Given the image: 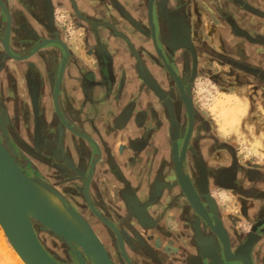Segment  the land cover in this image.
I'll list each match as a JSON object with an SVG mask.
<instances>
[{"label": "flooded vegetation", "instance_id": "1", "mask_svg": "<svg viewBox=\"0 0 264 264\" xmlns=\"http://www.w3.org/2000/svg\"><path fill=\"white\" fill-rule=\"evenodd\" d=\"M14 1L20 9L28 10L34 20L42 21L41 9L44 8L47 21L57 27V31L50 36L33 33L37 30L25 19L27 29L21 33V38L27 40L30 49L44 40L59 39L67 47L69 55L73 54L81 64L92 69L93 63L98 60L109 92L115 91L114 82L118 81V90L112 98L118 100L122 107V121L127 129L125 141L128 140L132 147L129 162L122 163L116 159L107 161V175L102 176V188L97 190L99 200L119 203L117 211L110 210V213H115V218L110 217L108 211L105 212L96 201L93 191V181L102 168L95 166L93 169V162H89L88 157L82 156L77 150V144L87 142L89 137L98 140L95 133H90L86 128H81L80 132L85 133V137L73 133L54 110V122L48 121L47 116L43 115V94L47 92L52 95L49 87L56 84L58 72L54 71L55 68L51 73L46 69L43 72L33 69L32 82L29 72L16 77L12 70L17 67L8 68L7 60L11 58L2 53L0 82L5 77L8 88L6 97L0 98V140L9 146L6 147L10 152L13 151L11 155L22 172L26 176L40 177L56 184L64 190L69 203L79 206V201L90 221L98 222L112 234L108 232L114 243L109 247L103 241V245L114 264H223V248L202 217L189 208L186 197L182 195L179 203L173 200L171 204L172 196L167 195L168 192L164 202H169V208H174L178 215L191 217L197 233L186 230L179 216L177 219L163 218L162 223H153L152 228H146L140 222L141 219L139 223H132L130 218H126V207L121 204L119 192L109 179L115 180L117 176L125 183V187L137 186L141 188L142 194L153 195L156 192L154 184L160 181L159 178L164 187L175 182L174 166L178 164L187 170L186 180L195 196L204 205L208 200L214 206H220L216 192L223 191L221 174L231 169L234 175L235 166L241 165L237 163L239 157L236 147H230L231 150L222 143L198 105L194 90L201 77H210L218 82L224 78V74H230L239 83L250 79L254 87L259 81L264 84V62L259 63L256 59L239 60L235 55L243 52V45L248 43L257 47L255 58L264 57V27L261 28L264 24V0H233L232 20L211 12L207 5L214 0H172L174 8H168L169 12L163 14L156 24L155 39H152V27L150 23L147 24V16L143 21L139 10L136 14L127 10L122 0H87L88 13L81 0H7L5 5L9 7L13 21ZM59 9L67 14L65 20L70 27L63 23V19L57 20L56 12ZM127 14L133 19H128ZM101 29L107 31L102 33ZM37 35L39 40L35 41ZM109 39L124 48L121 70L112 67L114 53L110 50ZM143 42L147 44L141 45ZM27 51L25 54L29 53ZM63 57L61 54L60 66ZM162 58L170 65V70ZM226 64H229L228 68ZM70 65L77 68L78 76H64V80L68 78L72 81L70 84L66 82L68 87L73 84L77 93L79 82L91 89L99 87V81L79 72L78 63L71 62L70 57L65 74L71 69ZM103 66L107 70L104 71ZM213 67L220 68L214 71ZM218 83H222L224 88L231 84L226 81ZM39 93L42 97L37 96ZM65 93L69 101H75V95L72 96L67 89ZM109 97L104 96L106 100ZM72 115H68L65 120L69 125L74 123L81 127ZM68 148L76 152L69 154ZM81 157L82 161L79 160ZM127 169L137 172L140 183L135 185L128 182L125 177ZM138 199L141 197L136 199L137 202ZM152 210L157 216L158 206L153 205ZM152 220L153 217L148 219L149 222ZM126 221L135 228L132 234L137 243L129 234L125 235L122 224H126ZM95 231L98 233L97 229ZM51 236L57 240V237ZM227 242L231 257L243 254L244 243L234 244L228 239ZM257 250L252 256L253 263L264 264V246L261 245ZM69 251L73 264H78L73 256L75 251ZM149 252L151 258L147 257Z\"/></svg>", "mask_w": 264, "mask_h": 264}, {"label": "water", "instance_id": "2", "mask_svg": "<svg viewBox=\"0 0 264 264\" xmlns=\"http://www.w3.org/2000/svg\"><path fill=\"white\" fill-rule=\"evenodd\" d=\"M5 3H7V0H0V10L3 14V16L0 14V29L3 28V39L0 44L4 54L15 61L24 62V65L21 67L28 68L29 74H32L34 64L38 58L46 54H51L53 56L52 61H50V63L46 66L47 72L51 73L53 68H55V72H58L56 84L53 87L51 85L49 87L52 92L51 103L58 118H60L73 133L85 137V133H80L82 132L81 127H77L74 123H72V125L68 124L65 120L68 115H72L73 113L75 120L80 123L83 120L90 119L89 111L90 107L93 105L97 109H106L109 112L113 109V111L109 113L110 118L114 117L115 119L110 122L111 136L114 138V141L117 140V142H119L121 140L125 142L127 148L124 150H121L120 148L115 149L116 144L110 143L105 146L97 131H94L96 132L98 140L91 139L89 137L87 138V142H82L80 143L81 145L77 144V150L79 153L84 157H88L89 162H93V169L95 166L97 168H103L104 166L107 167V161L109 162V160L112 159H116L122 163L129 162V153H132V147L129 146L128 140L125 141L127 129L124 127L125 123L122 121V107L119 106L118 100L116 101L112 98L113 94L116 93V89L119 87L118 81L117 83H115L116 81L114 82V86L116 88L115 91L109 92L106 79L101 74V64L98 60H95L92 69L86 64H81L80 61L75 60V56L73 54H71V56L69 55L67 47L59 39L55 41L44 40L30 49V45L26 44L27 40L25 38H21V33L24 31L23 25H19L21 21L28 19L26 13L28 10H23V12L22 9H20L17 17L13 14V21V19H11L9 7H7ZM234 5L233 0H214L207 6L211 12H217L221 14L223 18L232 20L234 18L232 13ZM172 7L174 8L172 0H138V6H136L139 10L138 14L141 16L143 21L146 20L147 16V24L150 23L152 27V39H155L156 37V24L159 23V18L162 17L163 14L166 15L169 12L167 9ZM110 9L112 10L111 6ZM41 13H43L42 21L48 27V33H46V35L50 36L57 31V27L53 23H49L47 21V13L44 8L41 9ZM4 18L6 19V27L2 24ZM127 18L130 20L133 19L129 14H127ZM24 25V27L27 28L26 23H24ZM105 31L107 30L101 29L102 33H105ZM110 31L113 33V29L110 28ZM190 31H192V28L188 31V39ZM37 32L38 31H35L33 33ZM36 37L38 39L35 41H38L39 36L37 35ZM52 46H55V48H52ZM27 49V52L29 53L25 54ZM13 52L21 55H15ZM61 54L64 55V57L60 66L59 62ZM69 57L71 58V62L78 63V66L80 67L78 68L79 72L81 71V73L91 76L99 81V83H97L99 87H92V89L79 82L77 87L79 86L78 91H81L82 94L81 99L78 101L75 99L74 102L77 103L76 105H73L69 101L68 96L65 93L68 82L70 84L72 81L68 80V78L64 80V76L68 75L73 78L78 76L77 68L73 65H70L71 69L68 70L67 74H65V71H67L66 67ZM164 63L166 64L167 69L170 70V65L167 64V61L164 60ZM102 69L104 71L107 70L106 66H103ZM119 78L121 80L123 79L121 74H119ZM102 92L103 94H101ZM109 95L110 97L106 100L104 96L108 97ZM50 96L51 93H49V99ZM35 99L37 101V96H35ZM113 100L117 104L113 102ZM65 109L66 111H64ZM105 123H107V121ZM181 157L182 156H179V158ZM235 167V174L232 175L233 171H231V169H226L225 172L221 174L220 182L223 184L222 188L227 191H231L232 196L235 198L239 209L238 214L236 215L232 213H225V208L217 205L214 206L208 200H206L204 205L200 199L195 196L191 185L186 180L187 170L178 164H175L174 166L175 182L173 184L164 187L161 178H159L160 181L154 184L156 192L153 195H144L141 199H138V202L136 199L140 198L139 193L141 192V188H138L137 186L127 188L125 187V183L119 180L115 175L114 176L117 178V181H115L116 178L115 180L109 179V181L113 183V186H115L116 190L119 192V197L122 201L121 204L126 207V218H130L132 223L133 221L134 223H139V219H141L140 222L146 228H150L153 223L154 225L159 224L161 217L165 218L168 214V210L170 209V203L164 202L165 194L169 192L167 195L172 196V200L170 201L171 204L173 203V200L174 203H179V200L183 195L187 199L189 208L193 211V213L202 217L205 223H207L211 233L216 237L219 246L223 248V261L225 263L254 264L252 257L253 253L261 246V243L264 240V174L258 168H255L256 170L251 169L250 171H247L245 168H242V166L239 167L236 165ZM244 181H246V183H244ZM29 186L30 185L26 175L15 162L11 152L0 140V226L3 229L10 245L25 264H62L58 261L59 259L56 258V255L49 250L45 243L39 238L33 226L32 220H24L21 217L19 218L13 212L12 202L10 201L9 196L10 191L17 189L18 187H22V194L25 197L31 194ZM153 205L158 206L156 217L157 221L155 222L152 220V222H149L148 219L151 218L148 215V210L153 207ZM176 206H179V204H176ZM34 219L36 220V224H41L42 226L44 225L47 230L57 236H60L65 240H73L75 244L79 245L83 249H93L98 256V259L103 264H114L103 243L96 236L91 226H87L90 239H86L80 234L66 229L58 223H53L49 220L43 219L42 217H36ZM180 220L186 230H190L194 234L197 233V229H195L192 221L193 219L191 217L187 215L180 216ZM214 223L215 225H213ZM244 223H247L250 226L248 231H244L241 228ZM236 238L238 239L236 240ZM227 239L234 244L244 243L245 249L240 257H231V252L227 246ZM73 256L77 260L78 264H87L80 252H74Z\"/></svg>", "mask_w": 264, "mask_h": 264}, {"label": "rangeland", "instance_id": "3", "mask_svg": "<svg viewBox=\"0 0 264 264\" xmlns=\"http://www.w3.org/2000/svg\"><path fill=\"white\" fill-rule=\"evenodd\" d=\"M60 10L61 9H59V11L56 12L57 20L63 19V23L67 27H70L69 22L65 20L67 14L64 11L62 12ZM0 14H2L1 10H0ZM1 16H3V14ZM24 23H25L24 21H21L19 24L20 26L23 25L24 28L23 32H25V30L27 29L26 27H24L25 26ZM2 24L4 25V27H6L5 18L3 19ZM263 27L264 24L262 25L261 28ZM2 29H0V42L3 34ZM69 36L70 35L68 34V38ZM64 39L65 40L67 39V35L65 36ZM70 42L72 41L70 40ZM52 48H55V46H52ZM2 53L4 54L0 44V54ZM18 55L21 54L18 53ZM7 63H8L7 64L8 68L17 67L12 70V73L16 77L22 76L25 70L22 67L18 68V66L24 65V62H18L13 59H8ZM226 67L228 68L229 64L228 65L226 64ZM219 68L220 67H213L212 69L216 71ZM33 73L34 72H32V74L31 73L28 74L29 80H31V82L32 79H34ZM5 74L6 73H4L3 76H5ZM162 75L164 76V74ZM11 78H13V76ZM25 78L24 81L26 82ZM4 79L5 77L3 78V80ZM222 79L219 80L218 82L220 81L229 82L231 83L229 84V87L224 88L221 85L222 83L215 82L210 77H201L200 79H198L194 90L196 101L200 106V108L202 109L204 115L210 120L211 124L214 126L216 133L220 136V139L223 141L222 143H224V145L231 150L232 148L230 147L232 146L236 147L235 149L239 157V161L237 163H239L242 166V168H245V170L247 171L258 168L264 174V84L261 81H259L256 82V86L254 87L250 83V79L242 80L239 83L237 80L232 78L230 74H224V78ZM232 83L234 84L232 85ZM7 88L8 85L3 89L2 84L0 82V98L6 97L5 95L7 92ZM43 91L45 92L46 89H44ZM37 96L42 97V94L40 95L39 93ZM51 98L52 95L50 96V103L52 102ZM42 104H44L43 100H42ZM52 110H53V106H52ZM42 112L43 115L46 116L45 108H42ZM47 119L48 121H50L49 118ZM6 146L9 148L8 145ZM226 152H227L226 154H228V151ZM222 190L223 191L216 192L219 197V200L221 202H223V200L225 201V204L220 203V206L222 208H225L224 210L225 213H232L235 215L238 214L239 211L238 205L235 201V198L232 196V192L227 191L225 189ZM97 202L98 204H101L100 206L104 210L105 208L103 203L99 201ZM78 203H79L78 206L79 209L81 208L85 214L82 205L80 204L79 201ZM228 209H231L232 212H226ZM105 212H107V210ZM109 215L110 217H115L111 213H109ZM165 218H169L168 215H166ZM90 224L91 226H95L99 234L96 231L95 232L101 238L102 242L105 241L106 244L110 247L112 243H109L107 240L103 239L104 235L107 236L109 231L104 226L99 225L98 222L90 221ZM34 226L40 239L45 243V245L47 243L42 237L43 234H47L49 236V239H51L52 242L55 243V246L60 248L59 252L64 253L60 255L56 251L48 248V246L46 245V247L56 255V258L59 259V260L57 259L59 262H61L62 264H73V261H71V259L69 258V252H70L69 250L76 251L77 249L76 244L71 243L65 239L62 240L61 238L54 235L49 230L47 232L40 233L42 228L39 224H36V222L34 223ZM95 228L93 227L94 230H96ZM241 228L245 229V231H248L250 229V226L247 223H244ZM0 232H1L0 233V264H24L23 260L20 259L19 257H18L19 260L15 259V255L13 253L16 252L13 249V247L10 245L1 226H0ZM50 234L57 237V240L56 238L53 239ZM109 234L111 233L109 232ZM135 243L133 244L134 246ZM148 255L147 257L151 258L150 252L148 253Z\"/></svg>", "mask_w": 264, "mask_h": 264}, {"label": "bare ground", "instance_id": "4", "mask_svg": "<svg viewBox=\"0 0 264 264\" xmlns=\"http://www.w3.org/2000/svg\"><path fill=\"white\" fill-rule=\"evenodd\" d=\"M12 7L14 9L13 4H12ZM17 14H18V12L14 10L15 17H17ZM29 21L31 22L33 27L39 33H41V34L48 33V27L45 23H43V21L36 20V19L35 20L31 19ZM109 41H111L112 45H115V42L113 40H109ZM145 43H147V42H143V43H141V45L145 46L146 45ZM117 48H120V45H117ZM52 59H53V56L51 54L50 55L46 54V55L41 56L40 58H38L36 60L33 69L36 70L37 72H43L44 69H46V66L50 63V61H52ZM112 67L114 69H116V66L114 65V62H113V57H112ZM22 68L25 70L24 72H29L28 68H26V67H22ZM46 87H48V84H46ZM43 96H44L43 97V102H44L43 105L45 108L46 116H47V118H49L50 121L54 122V118H53L54 116L52 113L51 104H49L50 103L49 102L50 101L49 94L45 93V94H43ZM75 99H77V98L75 97ZM86 122H87V120H83L82 122H80V124H83V123L85 124ZM97 133L99 134L100 139L105 144V146H107L109 143L110 144H117V140L114 141V138L112 136H110V137L108 135L105 136L100 131H97ZM52 138L54 140H56V137L53 136ZM124 147H126V146L120 145L119 148L121 150H124L123 149ZM115 149H116V145H115ZM117 149H118V147H117ZM72 151L76 152L74 149ZM82 160H83V158H82ZM102 169H103L104 174L106 176L107 175L106 166H104ZM26 177H27L29 185H30L29 186L30 192H31L30 195L24 197L22 194V187H18L17 189H13V190H11L12 189L11 188L10 189L11 191L9 193L10 201L12 202L13 212L19 218L21 217L24 220L31 219L33 226H34V223L36 222V220L34 218L42 217L45 220H49L53 223H58V224L62 225L64 228L76 232V233L80 234L82 237H85L86 239H90V235H89L88 229H87V226H91L89 218L84 214V212L82 211L81 208L79 209V207L76 204L69 203V200H67V198L65 197V195L63 193L64 190L59 188L56 184H53L52 182L46 181L40 177H36V176H26ZM100 181H101L100 178H98L97 180L94 179L93 188L96 187L98 190L99 189L101 190L102 187L100 185ZM108 203H110L115 208L116 211L119 208L118 202H114V201L111 202V201L107 200L105 204H108ZM148 215L150 216V208L148 210ZM39 225L42 228L40 233L48 231L44 225L43 226L41 224H39ZM122 225H123V230L125 232L126 228H124V227L126 225H125V223H123ZM34 228H35V226H34ZM91 228L93 229V227H91ZM133 229H132L131 225L128 227V234H129L130 238H132V239H134L132 233L135 231V228H133ZM93 231L95 232L94 229H93ZM95 234L100 239V241L102 242L101 238L97 235L96 232H95ZM104 234H105V232H104ZM37 235H38V233H37ZM54 235H56V234H54ZM125 235H127L126 232H125ZM42 237L46 241V243H47L46 245L48 246V248L56 251L60 255L64 254L63 252H59L60 248L55 246V243L52 242L51 239H49V236L47 234H43ZM58 237L61 238L62 240L64 239L60 236H58ZM103 239L107 240L109 243L113 242L112 237L111 236L109 237V235H107V236L104 235ZM67 241L74 243L73 240H67ZM134 241L136 242L135 239H134ZM76 248H77L76 251L81 253L83 259L85 260V262L87 264H103L98 259V256H97L96 252L93 251V249H91V248L90 249H83L79 245H77ZM13 254L15 255V259L19 260L20 256L17 254V252L13 253Z\"/></svg>", "mask_w": 264, "mask_h": 264}, {"label": "crops", "instance_id": "5", "mask_svg": "<svg viewBox=\"0 0 264 264\" xmlns=\"http://www.w3.org/2000/svg\"><path fill=\"white\" fill-rule=\"evenodd\" d=\"M11 1H13V0H11ZM81 2H83V4L85 5V11L88 13V11H90L89 10V4H88V1L87 0H81ZM122 2H123V4H124V6L126 7V9L128 10H131L133 13H135L136 14V12H137V8H136V6H138V0H122ZM12 4H13V6H14V10L15 11H17V12H19V10H20V7L18 6V4L16 3V1H14V2H12ZM40 4V3H39ZM23 11V10H22ZM60 11H62V10H60ZM24 12V11H23ZM27 13V18H28V20H31V19H33L34 17L33 16H31V14L29 13V12H26ZM25 14V13H24ZM247 45H243V49H244V51L243 52H239L238 54H235L236 55V57L239 59V60H248V61H250V60H252V61H255V59H256V61L257 62H259V63H263L264 62V57L262 56V57H260V58H255L256 57V54H257V47L256 46H254V45H251V44H248V43H246ZM109 47L111 48L110 50L114 53V56H113V62H114V65L116 66V69L117 70H121L122 69V67H123V47L120 45V48H117V44H115V45H112V43H111V41H109ZM258 56V55H257ZM115 69V70H116ZM1 84H2V88L4 89V87L5 86H7L8 85V83H7V79L5 78L2 82H1ZM72 86H74L73 84H71V86H69L68 88H67V90L70 92V94L72 95V96H74L75 95V97L79 100V99H81L80 97H81V94H82V92L80 91V92H76L75 91V87H72ZM76 93H77V95H76ZM68 98H69V96H68ZM77 100V101H78ZM71 102V101H70ZM73 105H76L77 103L76 102H71ZM99 106V105H98ZM98 106H96V107H98ZM99 107H101V106H99ZM96 109L97 108H95V106L93 105V106H91L90 107V111H89V117H90V119L89 120H87V122L84 124H80L79 123V125L81 126V128H86V129H88L89 130V132L90 133H95V137H96V139H97V136H96V132H92V131H100L101 133H103L105 136H111L110 134H111V131H110V128H111V126H110V122H112V120H115L114 119V117L113 118H110V115H109V113H111L112 111H113V109H111V112H109L108 110H106V109H97V111H96ZM64 111H66V110H64ZM96 111V112H95ZM91 120H93L94 121V124L92 123V121ZM107 121V123H105ZM62 141H63V139H61V145H62ZM64 144H66L65 143V141H64ZM120 145H123V146H125V142H123V141H119V142H117V144H116V149H117V147L119 148L120 147ZM73 149H71V148H68V153L70 154L71 152H73L72 151ZM79 160H81L82 161V158H80ZM102 171V172H101ZM125 173H126V178H127V180H128V182L130 183V182H132L133 184H135L136 185V183L138 182V183H140V181H139V178H138V174H137V172L135 171V172H133L132 171V169H127V170H125ZM105 176V174H104V171H103V169L102 170H100V172L95 176V180H97L98 178H100V179H102V176ZM151 180H152V178H150ZM244 183H246V181H244ZM97 188L96 187H94L93 188V191H94V194L96 195V197H97V195H98V192H97ZM139 197H143L144 195H146V194H142L141 192L139 193ZM225 196V195H224ZM96 200L97 201H99V202H101V203H103V205H104V211H108L109 213H110V210L111 209H113V211H115V208L110 204V203H108V204H105L106 203V201H107V199H104L103 201L102 200H99V197H97L96 198ZM220 203H222V204H225V201L223 200V202H221L220 200H219V205H220ZM153 209V207H151L150 208V217L152 218L153 217V219H154V221L156 222L157 220H156V217L157 216H155V212H154V210H152ZM226 212H232V210L231 209H228ZM176 213V210H174V208H170L169 210H168V217L169 218H172V217H174V218H178V216L180 217V215H178L177 213ZM113 216L115 215V213L114 212H112L111 213ZM155 217V218H154ZM115 218V217H114ZM176 218V219H177ZM127 220V219H126ZM161 223L163 222V218L161 217ZM126 226L124 227V228H126L125 229V232L126 233H128V227L130 226L129 225V223L126 221V224H125ZM261 245L262 246H264V240H263V242L261 243ZM261 247V246H260Z\"/></svg>", "mask_w": 264, "mask_h": 264}]
</instances>
